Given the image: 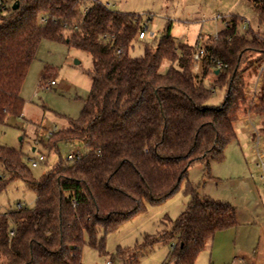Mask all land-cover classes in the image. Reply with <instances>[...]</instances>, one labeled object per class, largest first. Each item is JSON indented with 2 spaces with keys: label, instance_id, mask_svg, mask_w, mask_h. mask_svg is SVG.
Wrapping results in <instances>:
<instances>
[{
  "label": "trees",
  "instance_id": "1",
  "mask_svg": "<svg viewBox=\"0 0 264 264\" xmlns=\"http://www.w3.org/2000/svg\"><path fill=\"white\" fill-rule=\"evenodd\" d=\"M251 1L264 22V0ZM224 22L211 44L201 45L199 75L196 46H177L168 24L132 57L144 25L135 14L99 0L0 1V125L22 115L20 91L40 40L66 42L92 58L78 118L50 136L52 151L58 142H79L86 153L78 161H59L35 179L21 153L0 146V192L21 180L35 194L33 208L0 213V264H82L85 235L103 253L100 229L113 232L146 204L170 197L193 163L208 175L210 162L223 159L244 111L245 73L264 61V35L240 33L237 16ZM165 59L175 66L162 75ZM208 75L211 87L203 83ZM214 87L226 89L217 108L205 106ZM260 96L255 116H264V82ZM186 191L185 210L141 244L140 250L170 244L164 264H195L217 232L238 225L231 204Z\"/></svg>",
  "mask_w": 264,
  "mask_h": 264
},
{
  "label": "rangeland",
  "instance_id": "2",
  "mask_svg": "<svg viewBox=\"0 0 264 264\" xmlns=\"http://www.w3.org/2000/svg\"><path fill=\"white\" fill-rule=\"evenodd\" d=\"M99 1L112 10L139 16L147 31L156 32V39L168 24L170 37L177 46L211 44L224 29V20L233 16L239 18L240 33L252 31L264 35V22L251 0ZM153 41L135 38L130 56L140 57L144 46ZM172 65L175 66L169 60H163L159 73L166 75ZM91 70V56L66 42L43 39L36 45L20 91L24 101L22 115L9 117L0 125V146L21 153L33 178L38 179L57 162H65L73 152L86 153L77 141L58 142L57 151H52L54 140L44 135L54 128L57 132L65 129L68 120L78 118L90 91ZM195 72L201 73L199 63H195ZM212 80L208 75L203 83L211 87ZM51 81L54 86H50ZM262 82L264 61L245 73L244 111L233 125L235 139L225 148L221 161L210 162L209 174L201 163H193L178 190L170 197L154 206L146 204L142 211L121 223L113 232L105 233L100 229L97 243L102 242L103 253L98 247H91L85 235L82 264H164L170 244L158 242L151 248L140 250L141 244L145 236L157 235L168 220H175L185 210L190 198L186 191L188 186L201 196L231 204L238 222L237 227L216 233L200 253L198 261L202 264H232V253L238 247L249 248L251 253L264 252V168L261 166L264 162V116L253 113L261 105ZM225 92V87H214L205 106L219 107ZM40 156L44 160L31 167L29 159L38 160ZM34 201V192L21 180H14L0 192V213L14 210L18 203L31 209Z\"/></svg>",
  "mask_w": 264,
  "mask_h": 264
},
{
  "label": "built area",
  "instance_id": "3",
  "mask_svg": "<svg viewBox=\"0 0 264 264\" xmlns=\"http://www.w3.org/2000/svg\"><path fill=\"white\" fill-rule=\"evenodd\" d=\"M2 1V0H0ZM86 12V9L83 10V13ZM41 22H44L45 20L44 19H41L40 20ZM157 37V34L155 31H147V26L144 24L142 29L139 31L136 39L137 40H145V39H148V40H155ZM204 55V49L202 48L201 45H198L196 46V49H195V53L193 54V61L195 63H198L200 58ZM54 82L51 81L50 82V86H54ZM252 124V123H251ZM56 131V129L54 128L53 130H49L45 133V138H50V136L52 135V133H54ZM82 157V154H80L79 152H73L71 153L68 158L66 159V161H72V162H76L78 161L80 158ZM44 160V158L42 156L39 157L38 160H34V159H29L30 161V166L31 167H36L37 166V163L38 162H42ZM261 166L262 168H264V162L261 163ZM17 208H23L25 205L23 203H18L17 205ZM106 264H110V262H106Z\"/></svg>",
  "mask_w": 264,
  "mask_h": 264
},
{
  "label": "crops",
  "instance_id": "4",
  "mask_svg": "<svg viewBox=\"0 0 264 264\" xmlns=\"http://www.w3.org/2000/svg\"><path fill=\"white\" fill-rule=\"evenodd\" d=\"M218 233L219 232H217V234ZM250 239L251 238H249L248 241H250ZM232 255L234 256V258H233L234 260H232V264H264V252L260 253L258 250L253 252V253H251L249 248L246 249L245 247L244 248L243 247L242 248L238 247L236 250H234V254L232 253ZM198 257L196 259L195 264H202L200 261H198L199 260ZM213 263H215V262H213ZM213 263L210 262V264H213Z\"/></svg>",
  "mask_w": 264,
  "mask_h": 264
},
{
  "label": "water",
  "instance_id": "5",
  "mask_svg": "<svg viewBox=\"0 0 264 264\" xmlns=\"http://www.w3.org/2000/svg\"><path fill=\"white\" fill-rule=\"evenodd\" d=\"M16 7H17V4L14 5V8H16ZM32 151H34V150L32 149Z\"/></svg>",
  "mask_w": 264,
  "mask_h": 264
}]
</instances>
